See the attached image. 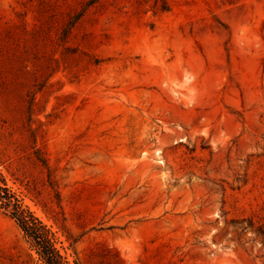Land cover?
Segmentation results:
<instances>
[{
	"label": "rangeland",
	"instance_id": "1",
	"mask_svg": "<svg viewBox=\"0 0 264 264\" xmlns=\"http://www.w3.org/2000/svg\"><path fill=\"white\" fill-rule=\"evenodd\" d=\"M88 1L0 0L7 186L69 264H264V0Z\"/></svg>",
	"mask_w": 264,
	"mask_h": 264
},
{
	"label": "trees",
	"instance_id": "2",
	"mask_svg": "<svg viewBox=\"0 0 264 264\" xmlns=\"http://www.w3.org/2000/svg\"><path fill=\"white\" fill-rule=\"evenodd\" d=\"M97 1L89 0L86 4L90 5ZM0 207L11 209L13 218H15L24 234L31 239L44 264H69L61 253L53 232L32 211L24 206L21 199L10 190L1 172Z\"/></svg>",
	"mask_w": 264,
	"mask_h": 264
}]
</instances>
